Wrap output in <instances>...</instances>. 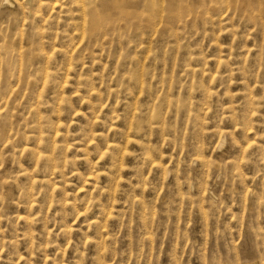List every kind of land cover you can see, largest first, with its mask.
Returning <instances> with one entry per match:
<instances>
[{
    "label": "rangeland",
    "instance_id": "obj_1",
    "mask_svg": "<svg viewBox=\"0 0 264 264\" xmlns=\"http://www.w3.org/2000/svg\"><path fill=\"white\" fill-rule=\"evenodd\" d=\"M175 1L0 0V264H264V0Z\"/></svg>",
    "mask_w": 264,
    "mask_h": 264
},
{
    "label": "bare ground",
    "instance_id": "obj_2",
    "mask_svg": "<svg viewBox=\"0 0 264 264\" xmlns=\"http://www.w3.org/2000/svg\"><path fill=\"white\" fill-rule=\"evenodd\" d=\"M145 1V0H144ZM158 1V0H157ZM166 2H167V6H169V4H170V2H171V0H165ZM173 1V0H172ZM177 1H180V0H176L175 2L176 3H178L179 4V2H177ZM184 1V0H183ZM193 1H195V2H197L198 3V1H202V0H193ZM256 1V0H255ZM5 2H9V0H5ZM175 2H172V3H175ZM203 2V1H202ZM240 2H241V0H240ZM243 2V1H242ZM246 2H248V1H246ZM39 3V2H38ZM175 3V4H176ZM158 4H159V2H158ZM161 4V3H160ZM159 4V5H160ZM40 5V4H39ZM31 6V5H30ZM19 7V6H18ZM178 7H180V6H178ZM161 8V7H160ZM162 10H164V9H162ZM177 10H179V8H177ZM161 11V10H160ZM182 11V10H181ZM170 12V11H169ZM180 13V12H179ZM161 15V14H160ZM169 15V14H168ZM98 19V18H97ZM96 19V20H97ZM96 26V25H95ZM19 56V55H18ZM21 58H22V56H20ZM43 78H45V76L43 77ZM47 78V77H46ZM9 140V139H8ZM12 141V140H11ZM2 145V144H1ZM247 256H248V259L246 260V262L244 263V264H259V261H257L256 259H254V257H253V255L251 256V254H247ZM260 264H261V262H260Z\"/></svg>",
    "mask_w": 264,
    "mask_h": 264
}]
</instances>
